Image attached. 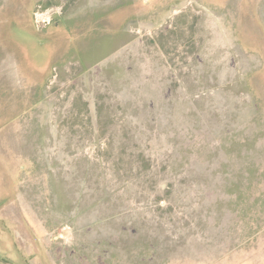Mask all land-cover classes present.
I'll list each match as a JSON object with an SVG mask.
<instances>
[{
	"label": "rangeland",
	"instance_id": "obj_1",
	"mask_svg": "<svg viewBox=\"0 0 264 264\" xmlns=\"http://www.w3.org/2000/svg\"><path fill=\"white\" fill-rule=\"evenodd\" d=\"M0 264H264V0H0Z\"/></svg>",
	"mask_w": 264,
	"mask_h": 264
}]
</instances>
